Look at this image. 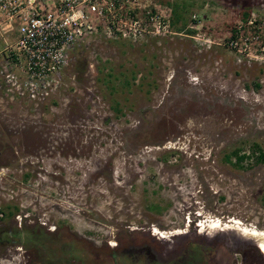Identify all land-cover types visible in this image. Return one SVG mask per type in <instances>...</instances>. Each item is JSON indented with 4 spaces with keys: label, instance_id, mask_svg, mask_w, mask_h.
Returning <instances> with one entry per match:
<instances>
[{
    "label": "rangeland",
    "instance_id": "rangeland-1",
    "mask_svg": "<svg viewBox=\"0 0 264 264\" xmlns=\"http://www.w3.org/2000/svg\"><path fill=\"white\" fill-rule=\"evenodd\" d=\"M131 6L162 29L91 35L34 99L0 80V264H112L184 238L264 258L241 233L264 230V164L224 160L264 151V0Z\"/></svg>",
    "mask_w": 264,
    "mask_h": 264
},
{
    "label": "built area",
    "instance_id": "built-area-1",
    "mask_svg": "<svg viewBox=\"0 0 264 264\" xmlns=\"http://www.w3.org/2000/svg\"><path fill=\"white\" fill-rule=\"evenodd\" d=\"M134 0H0V80L20 94L34 99L46 95L50 81L74 60L75 46L93 34L134 36L155 23L161 14L145 10L141 24ZM139 13V12H138ZM128 21L126 23L125 21ZM162 29V28H161ZM235 50L248 47L246 38L231 39ZM14 68L10 70L9 66ZM22 74L19 73L20 70ZM49 83V84H48Z\"/></svg>",
    "mask_w": 264,
    "mask_h": 264
},
{
    "label": "flooded vegetation",
    "instance_id": "flooded-vegetation-1",
    "mask_svg": "<svg viewBox=\"0 0 264 264\" xmlns=\"http://www.w3.org/2000/svg\"><path fill=\"white\" fill-rule=\"evenodd\" d=\"M199 223V222H198ZM198 225V224H197ZM200 226V224H199ZM179 230V229H177ZM218 229L217 231H221ZM152 231V229L150 230ZM175 231V230H174ZM198 233L201 229H198ZM208 231V230H204ZM226 231V230H223ZM264 231V230H260ZM173 232V231H172ZM177 232V231H175ZM180 232V231H179ZM151 233V232H150ZM174 233V232H173ZM152 234V233H151ZM171 234V233H170ZM182 234V231L180 232ZM175 234V235H180ZM238 235L237 233H235ZM153 235V234H152ZM174 235V234H172ZM156 236V235H153ZM159 240H164L156 236ZM241 238V236H238ZM259 252L264 253L263 241L249 237ZM167 239V238H166ZM258 240L260 245L258 244ZM111 243V242H110ZM109 245L111 246V244ZM140 248L141 251L137 252L136 249ZM239 253H232L231 246L222 243L219 240H205V239H192L184 238L182 240L172 243L170 249L164 253L160 250L154 249L151 244L146 242L128 243L126 246L109 253V259L112 264H118V260H125L131 263H137L142 260L145 264H253L250 254L240 253L238 258H235ZM259 260H254V263L264 264V258L259 257Z\"/></svg>",
    "mask_w": 264,
    "mask_h": 264
},
{
    "label": "trees",
    "instance_id": "trees-1",
    "mask_svg": "<svg viewBox=\"0 0 264 264\" xmlns=\"http://www.w3.org/2000/svg\"><path fill=\"white\" fill-rule=\"evenodd\" d=\"M176 8H177V6H176ZM247 13H248L247 11L241 13V16L243 19L247 17ZM173 15H174V18L178 17V13L175 12V9H173ZM255 153H256V156H254ZM230 157H233V162H234L233 164L235 166H238V167L240 166V163L243 160L248 159V157H250V158L255 157L254 158L255 163L264 164V151H262L257 144H253L249 148V154H245L244 152H238V150H233V151H230L229 153L226 154V156L224 157V160L230 162ZM24 236H25V234H24ZM22 242H23V240H22Z\"/></svg>",
    "mask_w": 264,
    "mask_h": 264
},
{
    "label": "bare ground",
    "instance_id": "bare-ground-1",
    "mask_svg": "<svg viewBox=\"0 0 264 264\" xmlns=\"http://www.w3.org/2000/svg\"><path fill=\"white\" fill-rule=\"evenodd\" d=\"M240 225V224H239ZM241 233H245L247 237L253 238V239H259L263 241V248H264V231L263 232H258L255 230H241Z\"/></svg>",
    "mask_w": 264,
    "mask_h": 264
},
{
    "label": "water",
    "instance_id": "water-1",
    "mask_svg": "<svg viewBox=\"0 0 264 264\" xmlns=\"http://www.w3.org/2000/svg\"><path fill=\"white\" fill-rule=\"evenodd\" d=\"M136 251H137V252H140V251H141V249H140V248H138V249H136Z\"/></svg>",
    "mask_w": 264,
    "mask_h": 264
}]
</instances>
